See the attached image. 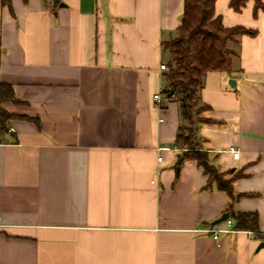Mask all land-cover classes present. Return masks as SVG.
<instances>
[{"label": "crops", "instance_id": "1", "mask_svg": "<svg viewBox=\"0 0 264 264\" xmlns=\"http://www.w3.org/2000/svg\"><path fill=\"white\" fill-rule=\"evenodd\" d=\"M184 1L0 0V85L15 96L1 105L0 264H264V239L233 219L208 232L232 209L264 235V10L217 0L226 28L257 35L229 43L231 72H209L197 104L202 148L240 175L232 205L196 161L177 165L183 120L160 67Z\"/></svg>", "mask_w": 264, "mask_h": 264}, {"label": "trees", "instance_id": "2", "mask_svg": "<svg viewBox=\"0 0 264 264\" xmlns=\"http://www.w3.org/2000/svg\"><path fill=\"white\" fill-rule=\"evenodd\" d=\"M250 0H230V7L237 13L242 12ZM3 6L12 10L11 0H1ZM217 0H185L182 23L178 28L179 35L165 44L169 50V70L165 72L169 80L168 87L163 91L167 98L174 97L180 105L183 125L179 127L176 144L181 152L177 165L186 160H194L204 169L208 176L207 188L216 185L219 191L227 194L234 205L242 195L236 194L232 183L240 175L225 180L219 168L213 163L209 152L201 146L197 136V125L203 121L199 117L201 109L197 110L205 77L209 72H231L234 51L229 47L230 42L238 37L256 36L257 31L245 27L226 28L223 20L216 14ZM254 14L264 10L262 0H255ZM2 48L0 44V58ZM1 60V59H0ZM4 102H15L13 89L10 85H0V132L6 129V123L12 119L2 107ZM206 108H209L206 106ZM230 218L235 221V230H244L260 234L259 218L255 213L228 211Z\"/></svg>", "mask_w": 264, "mask_h": 264}, {"label": "built area", "instance_id": "3", "mask_svg": "<svg viewBox=\"0 0 264 264\" xmlns=\"http://www.w3.org/2000/svg\"><path fill=\"white\" fill-rule=\"evenodd\" d=\"M160 69L165 70L167 72L170 68H169V65L162 64ZM154 99H155V102H157V103L162 102V98H161L160 94L155 95ZM233 155L235 158H237L239 155V152L238 151L233 152ZM159 161H162V158H159ZM224 224L226 226L225 228H220L219 226H214V227H211L210 229H208V232L214 234V236L217 237V235L219 233H223V232L229 233L230 231H234V229L232 228L234 225V221L232 219H227L226 221H224ZM2 227H3V218H2V215L0 214V230Z\"/></svg>", "mask_w": 264, "mask_h": 264}, {"label": "water", "instance_id": "4", "mask_svg": "<svg viewBox=\"0 0 264 264\" xmlns=\"http://www.w3.org/2000/svg\"><path fill=\"white\" fill-rule=\"evenodd\" d=\"M229 217H230L229 213H225V214H223V215L221 216V218H218L217 220H215V221L213 222V226H214V225H218V224H220V223L226 221L227 219H229ZM261 247H264V243H262V244L260 245V248H261Z\"/></svg>", "mask_w": 264, "mask_h": 264}, {"label": "rangeland", "instance_id": "5", "mask_svg": "<svg viewBox=\"0 0 264 264\" xmlns=\"http://www.w3.org/2000/svg\"><path fill=\"white\" fill-rule=\"evenodd\" d=\"M197 110H199L197 107H196Z\"/></svg>", "mask_w": 264, "mask_h": 264}]
</instances>
